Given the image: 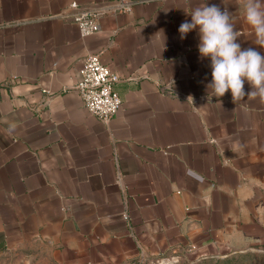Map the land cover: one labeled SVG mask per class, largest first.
<instances>
[{"label": "crops", "instance_id": "0c3cea01", "mask_svg": "<svg viewBox=\"0 0 264 264\" xmlns=\"http://www.w3.org/2000/svg\"><path fill=\"white\" fill-rule=\"evenodd\" d=\"M132 1L0 0V260L194 262L264 248V99L207 89L198 29L178 32L205 0ZM71 2L98 14L96 32L80 34ZM207 4L264 56L242 0ZM91 53L119 76L108 121L75 89Z\"/></svg>", "mask_w": 264, "mask_h": 264}, {"label": "clouds", "instance_id": "9594fccd", "mask_svg": "<svg viewBox=\"0 0 264 264\" xmlns=\"http://www.w3.org/2000/svg\"><path fill=\"white\" fill-rule=\"evenodd\" d=\"M244 19L252 28L256 37L255 44L264 48V0H242ZM191 20L180 24L178 32L184 39L186 34L198 29L197 45L201 58L210 60L211 82L207 89L212 90V97H222L231 92L232 101L247 98L264 99V56L253 48L242 50L237 38L240 32L232 21L231 12L215 4L208 5L207 0L189 13ZM162 50L166 36L160 30ZM245 81L251 90L245 92Z\"/></svg>", "mask_w": 264, "mask_h": 264}, {"label": "built area", "instance_id": "2783aa9c", "mask_svg": "<svg viewBox=\"0 0 264 264\" xmlns=\"http://www.w3.org/2000/svg\"><path fill=\"white\" fill-rule=\"evenodd\" d=\"M132 2V0H117L118 9L130 10ZM70 7L77 9L72 19L77 23L81 35L93 34L99 29L96 12L88 8L78 9L76 2H71ZM117 81H119L118 74L100 61L98 53H91L86 56L79 69V79L75 89L89 112L103 121H108L122 103L115 89ZM161 90L170 93L165 87Z\"/></svg>", "mask_w": 264, "mask_h": 264}, {"label": "rangeland", "instance_id": "374dc122", "mask_svg": "<svg viewBox=\"0 0 264 264\" xmlns=\"http://www.w3.org/2000/svg\"><path fill=\"white\" fill-rule=\"evenodd\" d=\"M6 253L0 264H36L30 259V254ZM29 257V258H28ZM138 264H264V248L258 250L235 252L217 258H204L199 261L189 262L171 258L168 260H148Z\"/></svg>", "mask_w": 264, "mask_h": 264}]
</instances>
